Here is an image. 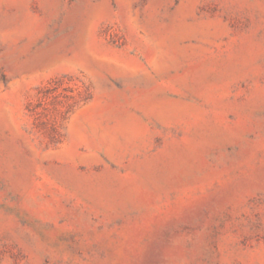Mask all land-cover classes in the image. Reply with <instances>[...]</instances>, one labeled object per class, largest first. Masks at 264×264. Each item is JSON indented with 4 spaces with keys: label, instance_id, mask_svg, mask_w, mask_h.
<instances>
[{
    "label": "rangeland",
    "instance_id": "1",
    "mask_svg": "<svg viewBox=\"0 0 264 264\" xmlns=\"http://www.w3.org/2000/svg\"><path fill=\"white\" fill-rule=\"evenodd\" d=\"M0 264H264V0H0Z\"/></svg>",
    "mask_w": 264,
    "mask_h": 264
}]
</instances>
